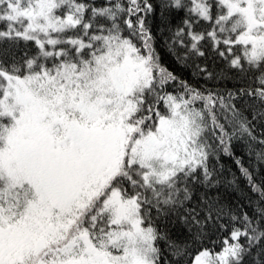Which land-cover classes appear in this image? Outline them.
<instances>
[{
    "label": "snow or ice",
    "instance_id": "6c2138e0",
    "mask_svg": "<svg viewBox=\"0 0 264 264\" xmlns=\"http://www.w3.org/2000/svg\"><path fill=\"white\" fill-rule=\"evenodd\" d=\"M0 264H264V0H0Z\"/></svg>",
    "mask_w": 264,
    "mask_h": 264
}]
</instances>
